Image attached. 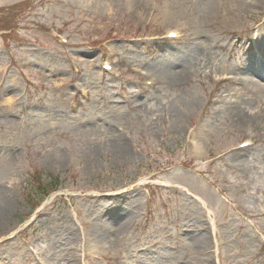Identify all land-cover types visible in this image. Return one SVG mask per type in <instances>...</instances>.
Listing matches in <instances>:
<instances>
[{
  "label": "rangeland",
  "instance_id": "1",
  "mask_svg": "<svg viewBox=\"0 0 264 264\" xmlns=\"http://www.w3.org/2000/svg\"><path fill=\"white\" fill-rule=\"evenodd\" d=\"M166 1L0 0V264H264V0Z\"/></svg>",
  "mask_w": 264,
  "mask_h": 264
},
{
  "label": "bare ground",
  "instance_id": "2",
  "mask_svg": "<svg viewBox=\"0 0 264 264\" xmlns=\"http://www.w3.org/2000/svg\"><path fill=\"white\" fill-rule=\"evenodd\" d=\"M192 1L194 0H167L164 3V5L161 6L160 14L158 13L156 14V16L165 17L170 14H175L176 12L172 13L174 10H180L182 6ZM195 1L198 4L196 8L199 10L201 14L197 22L201 24L200 26L204 25V26L214 27L216 25H230L231 23H233L234 19H236L239 16V12L244 5H248V4L252 5L255 2H259L260 0H195ZM182 27L184 28V26ZM251 46L260 50L259 46L255 43V41L251 43ZM168 52L170 53L172 52V50H169ZM244 71H245L244 73L246 74L245 78L232 76L231 81L241 82V83L245 82L247 90H250L251 92L255 93L258 96L264 97V61L260 64L249 66L247 70ZM162 74L163 73L158 74L150 71L148 72V75H150L153 80H159ZM182 76H183V71H179L175 73L172 78H179ZM245 121L254 122V119L245 117ZM201 148L202 147L200 146L198 150L200 151ZM7 210H8L7 205L0 210V223L6 219ZM198 238L199 240H197V242L201 241L203 244L205 243V237L203 235H199ZM92 247H93L92 245H86L85 248L82 249V251L84 252L81 256V258H83V264H88L90 258L88 254L89 253L88 249H92ZM77 251L78 250L76 248L73 254H77ZM64 252L67 254L63 258H67L69 256L68 249L63 248L62 253ZM105 258L110 259V255L105 254ZM118 258L121 261H126L132 258V256L119 255ZM74 264H78V262H74Z\"/></svg>",
  "mask_w": 264,
  "mask_h": 264
},
{
  "label": "trees",
  "instance_id": "3",
  "mask_svg": "<svg viewBox=\"0 0 264 264\" xmlns=\"http://www.w3.org/2000/svg\"><path fill=\"white\" fill-rule=\"evenodd\" d=\"M39 186H40V189H43L42 190L43 194H46V195H48L50 192H52L58 188L57 181H53V182H50L48 184H44V183L40 182Z\"/></svg>",
  "mask_w": 264,
  "mask_h": 264
}]
</instances>
